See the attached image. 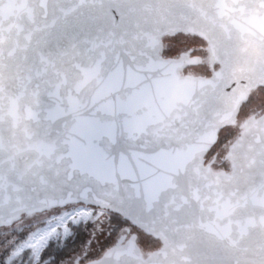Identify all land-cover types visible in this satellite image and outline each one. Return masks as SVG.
<instances>
[{
  "label": "snow or ice",
  "instance_id": "1",
  "mask_svg": "<svg viewBox=\"0 0 264 264\" xmlns=\"http://www.w3.org/2000/svg\"><path fill=\"white\" fill-rule=\"evenodd\" d=\"M0 264H264V0H0Z\"/></svg>",
  "mask_w": 264,
  "mask_h": 264
}]
</instances>
